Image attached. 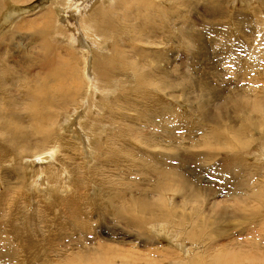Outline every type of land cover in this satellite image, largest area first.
Returning a JSON list of instances; mask_svg holds the SVG:
<instances>
[{"label":"rangeland","instance_id":"1","mask_svg":"<svg viewBox=\"0 0 264 264\" xmlns=\"http://www.w3.org/2000/svg\"><path fill=\"white\" fill-rule=\"evenodd\" d=\"M116 1L106 2L105 8L115 6ZM125 1L126 4L129 3V6L138 3V0ZM149 2H151L149 18L157 24L158 28H162V32L159 30L146 32L147 34L131 32V22L121 17L118 18L117 23L126 26L128 33L113 29L105 30L103 27L100 29L96 23L93 26L97 29L94 30L101 35L104 44L97 41L100 47L97 49L93 46L90 52L86 49V45L90 44L87 43L89 40L93 41L95 33L92 30H86L84 23L81 26L78 25L77 28L83 33L84 42L86 41L87 44L76 43L74 36L78 34V31L69 29V26L57 16V12L67 9L69 5L67 0H0V30L3 29L0 31V68L4 70L0 72V83L6 81L4 87L0 84V110L4 109L8 113V118H5L8 121L6 125L2 124L3 116H0V124L3 127L0 128V143L2 139H8L13 146V139H9L6 135L8 126L15 129H21L24 125L35 126L30 119V107L27 108V103L31 101L30 96L35 95L34 88L36 89V86L41 83L42 77L47 75L49 77L48 86L50 85L54 90L52 97L56 98L53 100L58 103L63 99V96L55 93L58 90L56 88L58 83L51 75L52 67L47 65L44 68L45 54L52 56L56 62H66V64L68 62L72 77L79 79L83 84L77 97L73 96L71 102L63 101L65 110L59 108L56 103L52 109H49L51 112L54 111L55 115L49 119V122L47 120L48 123L42 132L48 133L52 130L54 135L52 142L43 144L39 142L38 135H32L25 137V140L17 147H10V150L0 154L5 152L2 156L3 162H0V179H8L10 183L24 182L25 184L22 183L25 187L23 193H26L29 198L22 205L10 201H6L4 205L0 204V264L16 263L17 259L13 258L15 255L12 257L11 251L17 249L22 241L35 251L36 245L39 249L42 247L41 243L47 240L46 236H54L57 240L55 224H58V221H61L63 228H67L70 236L73 237L77 235L81 222H84L85 227L89 228L87 232L90 241L87 245L94 247V242L101 239L107 249L110 248L104 257L107 259L111 257L113 264H123V254L120 255L121 251L115 248L127 249L129 254L126 256L130 259L138 255L143 258L157 256L151 264H169L170 259H175L174 264H201L198 256L203 251H207L212 256L218 251L216 246L211 245L214 240H217L219 246L226 245L233 249H241L242 237L245 242H250L248 248L240 250L244 252L243 257L264 256L263 247L258 248L257 245H264V233L257 232L260 225L264 224V209L260 214L254 202L245 203L241 209H246L242 212L246 216L239 217L235 213L234 200H231L234 195L246 196L264 181V3L260 0H169L165 4L162 0H149ZM70 3L72 4V1ZM100 3L102 2H95L91 11H94ZM118 4L120 6V1ZM188 4L193 6L189 8ZM196 9H199L198 16L195 14ZM20 11L23 13L21 14ZM46 11H51L52 14L50 16L44 14ZM119 12L118 10L108 11L109 15L114 13L112 15L114 17ZM217 12L220 13L216 16ZM89 13H86L85 17H88ZM14 14H19L18 19L8 24L14 17L11 15ZM48 19L49 25L46 24ZM130 20L134 23L135 16L132 15ZM78 24H81L80 21ZM194 24L197 25L194 26ZM164 25L167 26L165 29ZM66 36H68L67 39ZM238 41H243V44L238 46ZM89 52L90 59L84 56ZM141 53L144 54L143 57ZM72 56L76 59H72ZM113 56L115 57L112 58ZM90 61H93L92 68L89 65ZM99 62L112 68L115 73L112 77H106L103 74L97 77L98 75L95 74V77L101 80L99 86L103 93L96 94L89 90L87 103L83 98L87 96L89 80L87 74L90 71L94 72V64ZM143 71L145 72L142 73ZM4 72L5 77H2ZM2 78H4L3 81H1ZM67 82L68 79L65 77L61 85L67 87ZM27 88L32 89L28 97ZM107 88H110V91H106ZM42 96L39 94L38 99ZM5 101L7 106L10 105L9 108L5 107ZM82 103L86 104L87 111L85 119L79 124L80 127L83 124L84 128L93 127L96 130L92 138L94 137L93 139L97 141L95 144L97 150L89 155L83 148L81 149L79 144L81 140L75 136L73 127L66 125L67 118L76 109H80ZM13 110L19 112L18 118L10 116ZM130 117H136L137 120L134 121ZM122 118H125L122 120L125 123L118 122ZM181 118H183V127L180 123ZM21 119H24V122ZM14 121H20L23 126ZM184 123L187 127H184ZM142 129L147 131L143 132ZM157 129L164 130L166 136L172 137L174 142L170 144L169 140L164 141L166 137L156 139ZM239 131H242V135ZM120 138L126 144L123 143V146L128 149H134L136 146L142 149L138 152L143 154L125 153L127 149L123 150L122 143L116 142V139L120 140ZM113 139L115 141L109 142ZM207 142L208 145H215V143L217 146L220 145V149L214 152L215 157L204 154L195 156L194 151L206 153L207 148L203 143L207 144ZM105 143L110 163H105L106 158L99 161L100 152L105 149ZM53 150L57 160L65 165L71 176L66 183V187L71 185L68 190L63 191L67 189L64 186L65 183L60 175L54 172H48L49 180L54 186H49L47 191L31 184L35 177L27 160L39 153ZM117 155L122 156L118 163L114 158ZM152 159H157L161 164L151 163ZM139 161L144 162L148 169L145 178V174L142 173L143 178L142 176L134 177L132 174L137 172ZM97 162L100 167L95 165ZM85 163L91 166V168L89 166L91 171L90 174L85 172L82 175V181H79L76 174L77 168L79 164ZM16 164H20L17 171L21 173L20 177L12 172ZM161 165L169 166L166 167V173L173 179L169 178L167 183L173 185L174 180L185 177L189 187L195 193L193 197L196 201L189 204L186 199L188 195L184 197L186 192L165 193L167 196L164 199L171 201H167L169 207H180L185 201L186 204H184L188 205L178 209L183 215L177 213L181 216L176 218L177 222L171 220V223H166V221L155 220L152 224L131 228L126 225L129 224L126 219L119 217L117 219L115 216L114 219L101 217L98 212H92L88 208L87 202L91 200L94 202L97 196L100 194L102 196V192L107 190L104 184L108 185V183L113 188L117 187V194L122 195L120 198L118 196L116 201L123 202V206H120L122 211H125V206L133 209L134 206L137 207L140 197H145L150 202L157 199V203H163L158 200L161 197L158 198L152 189L156 177L164 170L163 168L160 170ZM154 167L159 171L152 172L151 169H155ZM172 167L178 171L175 168L173 170ZM128 169L131 170L128 171ZM139 178L145 181L138 185V189L131 188V185ZM1 182L0 201L5 200V197L10 198L13 194L12 191L5 192L6 187ZM235 186L238 187L236 190L238 193L233 195L231 191ZM77 194H81L80 199H76ZM57 201H61V204L52 207L51 205L56 204ZM29 202L31 203L27 205ZM74 207L77 208L73 210ZM213 209L214 215L220 211V222H224L225 225L221 227L227 228L226 234L220 238L214 236L209 239L208 236L203 235L204 231L197 225V237H193L194 224L192 223L200 218H209ZM40 224L52 226L48 234L44 235V231L41 232L43 235L36 232V227ZM80 229L84 230L83 227ZM158 232H165L169 237H162ZM35 242H37L36 245ZM177 243L186 247V253H183L181 249L179 253L175 252L178 249ZM211 246H213L212 249ZM75 251L60 252L61 259L64 257L68 259L67 255ZM167 254L171 257L165 261L161 256ZM16 255V257L23 256L22 253ZM90 258L91 256L87 254L86 260L90 261ZM244 260L246 261L247 258ZM75 264H86V262L80 261ZM206 264L216 263L207 262Z\"/></svg>","mask_w":264,"mask_h":264},{"label":"bare ground","instance_id":"2","mask_svg":"<svg viewBox=\"0 0 264 264\" xmlns=\"http://www.w3.org/2000/svg\"><path fill=\"white\" fill-rule=\"evenodd\" d=\"M18 1H20V0H18ZM70 1H72V4L70 3ZM94 1L96 3L98 1H101L102 3H100L94 9V11H91V9L93 8V5L95 4ZM94 1H92V0H67L68 4L70 6L67 4L68 5L67 6V9L60 10L59 12H57L58 14L55 12L57 14V16L60 17L61 20L65 23V25H68L69 26V29H73V30L75 29L76 31H78L77 32L78 33L77 35L74 33L75 31L73 32L75 34L74 37L76 39L75 40L76 43L77 42H80V43H85L86 42V41L84 42V39H83V36H82L83 33L81 32V30H79L77 28L78 25L81 26L84 23V26H86V30H92L95 33V36H93L94 37L93 38V41H90L89 40L87 42V43H90V44L85 43V44H87L86 45V49H88L89 51L92 50V47L93 46H94V48L97 47V49H98V47H100V46H98V42H101L102 44H104L102 42V40H101V35L98 34V33H96V31L94 30V29H97L96 27H94L96 25V23H97V27L100 28V29L103 27L105 30H112L113 29L114 31L116 30L118 32L119 31L120 32H125L126 31V28H125L126 26H124V25L121 26L120 24L117 23L118 22L117 20H118L119 17H121V19L122 18H125V19L129 20V22H131V24H132V30H131V32H142L144 34L146 32H150V31L152 32V31H155V30H159V31L162 32V28L161 27L158 28L157 27V24L153 20H151L149 18V16L151 15V12H150L151 11V7H150L151 6V2H149V0H138V3L136 5L135 4H132L130 6H129V3L128 4L125 3L126 2L125 0H117L116 1L117 4L115 6H113V7L108 8V9L105 8V3L106 2H112V0H94ZM119 1H120V6L118 4ZM167 1H169V0H162V2L164 4ZM183 3H184V1H183ZM190 6H193V5H190ZM190 6L188 4V7L189 8H190ZM117 7H118V9H117ZM62 8L64 9L63 6H62ZM179 8L181 9V7H179ZM26 9H27V7L25 8V10ZM176 9H178V7ZM110 10H114V11L118 10L120 12L117 13V16L116 17H114V16H112L114 13L111 14V15H109L108 11H110ZM196 10L197 11H195V14H196V16H198L197 13H198L199 9H196ZM214 10L212 12H214ZM90 11L92 12L91 16H90V13H89ZM24 12H26V11H24ZM27 12H29V10ZM171 12L173 13V11H171ZM220 12H221V10H220ZM22 13L23 12H21V14ZM86 13H89L88 17H85ZM163 13H161V14H163ZM174 13H176V12H174ZM219 13L217 12L216 13V16ZM44 14H47V15L50 16V14H52V12L51 11H46V12H44ZM168 14H170V13H168ZM213 14H215V12ZM213 14L211 13L212 16H213ZM220 14H222V12ZM132 15H134L135 18H136V21L134 23H133V21L130 20V17ZM190 15H192L191 12H190ZM11 16L12 17L14 16V17L11 19V22H8V24H12V22L14 20L18 19L19 14H16V15L14 14V15H11ZM142 17H144L143 20H142ZM48 18H50V17H48ZM79 21H80L81 24H78ZM122 21H121V23H123ZM46 24L47 25L50 24L49 19L46 21ZM185 24H186V22H185ZM187 24H188V22H187ZM196 25L197 24H194V26H196ZM215 26H216V24H215ZM166 27L167 26L164 25V29ZM130 29H131V27H130ZM2 30H0V31H2ZM159 31H158V33H159ZM85 32H87V31H85ZM86 34H88V33H86ZM118 34H120V33H118ZM67 37L68 36H66V39H67ZM242 42L243 41H238L237 43H239V44H237V45L238 46H241V44H243ZM190 45H191V43H190ZM138 50L141 51L140 48H138ZM90 52H89V54L86 53L84 56L86 58H88L90 56ZM141 55H142V57L144 56L143 53H141ZM185 56L186 55H184V57ZM114 57L115 56H113L112 58H114ZM119 58H120V62H121V55L120 54H119ZM72 59L75 60L76 57L75 56H72ZM89 59H90V57H89ZM43 62H44V64H43L44 65V68L47 65L50 66V67H52L51 68V71H50L51 72V75L55 77V79L57 80V83H58V85H56V88L58 90H56L55 93H57L58 96H63L62 97L63 99L59 100L58 103H56V101L53 100V99H56V98H53L52 97V96H54V94L52 92L54 90L51 88L50 85L48 86L49 77H48V75L45 76L46 78L45 77H42L41 83L38 86H36V89L34 88L35 95L30 96L29 100H31V101H29L30 103L29 102L27 103L28 104L27 105V108L30 107V110H29V115L31 116L30 119L33 121V123H34L35 126L34 127H29L27 125H24V126H26V128H25L20 121H18V122L14 121V122L18 123L19 125H22L23 127L21 129H15L12 126H8L9 128H7V130H6V133H7L6 135H7V137H9V139H13V146L8 141V139H2V142L0 143V154H1V152L5 151V150H10V147H12V148L17 147L18 144H20L21 142H23L25 140V137H28V136L31 137L32 135H38L40 137V139H39L40 141L39 142H42L43 144L48 143V142H52L54 140L53 131L52 130H50V132L48 131L49 134L42 132V129H44V127L46 126V124L49 122V119L55 115L54 111L51 112V111H49V109H52L53 106H54V103H56L59 108H61V109L63 108L65 110V103L64 102L67 103L68 100L71 102V99L73 98V96L77 97L79 95L80 90L83 88L82 81H80L79 79H76L75 77H72V74H71V71L72 70L69 67L70 64L68 62H67V64H66V62H60V63L59 62H56L54 60V58L52 56L48 55V54H45V57L43 58ZM92 62L91 61L89 62L90 67L92 66L91 64H93ZM27 66H29V65L27 64ZM94 66H95V69L93 68L94 69V72L90 71V73H88V74L86 73L87 76H89V80H88V85H87V96L86 97H83V98L86 99V102L87 103H88V98H89L88 92L94 91V92H96V94H102L103 93L102 92V89L99 86V82L101 80H100V78L98 79L97 77L102 76L100 74H103L106 77H112L113 73H115V71L112 68L108 67L106 64H102V63L99 62L98 64L95 63ZM2 71H4L3 68H0V72H2ZM144 72L145 71H143L142 73H144ZM8 73H10V72H8ZM48 74H49V71H48ZM95 74H97L98 76L95 77ZM152 74H154V73H152ZM244 75H246V73ZM217 76H219V75H217ZM2 77H5V72L3 73V76ZM65 77L68 79V82H67L68 83V86L67 87H63L61 85V81ZM3 80H4V78H2L1 81H3ZM246 81H247V79H246ZM5 82L6 81H3L2 83H0L1 84V87H4ZM31 90L32 89H30V88L28 90H26L27 91V93H26L27 94V97H28V93L29 94L31 93ZM106 91H110V88H107ZM39 94H42L43 95L41 99H38ZM4 104H5V107L6 108H9L10 105L7 106L6 105L7 104L6 101L4 102ZM86 108H87L86 107V104L82 103V107L80 108L82 110H80V109L77 110L76 109V111L70 117L67 118L66 125L71 126V128L73 127V131H74L75 136L81 140V143H79L81 149L83 148L84 152L89 155L91 152L93 153L94 150H97V148H95V144H96L97 141L93 139L94 137L92 138V134L93 133H96V130L93 127L84 128V127H82L83 124H82L81 127L79 125L81 123V121L83 119H85V117H86V111H87ZM254 108H255V106H254ZM0 113H1L0 116H3L2 124H5V125L8 124V121L5 120V118H8V113L4 109L3 110H0ZM203 114L204 115L206 114V111L205 110L203 111ZM10 116H16L18 118L19 117V112L18 111L14 112V110H13V113H11ZM260 117H262V116H260ZM130 119H132L134 121L137 120L136 117H133V118L130 117ZM251 119H254V118L251 117ZM22 120L24 122V119H21V121ZM47 120H48V122H47ZM122 120H125V118H122V119L118 120V122L121 121L122 123H125ZM256 122H257V120H256ZM180 123H181V126L183 127V118H181ZM2 124H0V126H1L0 128H3L2 127ZM253 124H256V123L253 122ZM184 125H185L184 127H187L186 123H184ZM53 128H55V127H53ZM61 128H63V127H61ZM63 129H65V128H63ZM199 129H201V128H199ZM54 130H56V129H54ZM98 130L100 132L102 131L101 129H98ZM142 130H143V132H144V130L147 131L146 129H142ZM148 131L150 132V130H148ZM28 132H32V133H28ZM241 135H242V133H241ZM155 138L156 139L157 138H159V139H164L165 138L164 141L165 140H167V141L169 140L170 141V144H172L174 142V140H173L172 137L170 138V137H167L166 136V132L164 130H158L157 129L156 130ZM177 140H179V139H177ZM182 140H185V141L188 142V140H186L184 138H182ZM93 141H95V142H93ZM110 141H115V139L109 140V142ZM123 141L121 140V138H120V140L116 139V142L118 144H121L122 143L121 144V146H122L121 148L123 150L124 149H127L125 151V153L128 152V154H130L131 152H134V153H137L138 154L139 153L138 151H141L142 150V149L136 148V146H135L134 149H128L127 147L123 146V143H124ZM160 141H162V140H160ZM187 142H185V143H187ZM113 143H115V142H113ZM126 143H128V142H126ZM220 143H221V141H220ZM224 144L222 146H224ZM69 145L71 147L75 148L73 145H71V144H69ZM106 145L107 144L105 143V145H104L105 146V149L104 150H101V152H100L99 161H103L104 158H106V161L107 162H105V163H110L109 160H108L109 159L108 158L109 157L108 156L109 155L108 154L109 152H107ZM203 145H204V147L207 148L205 150L206 153L194 151L193 154H195V156H201V155L204 154V155H209L211 157H215V153L214 152L216 150L218 151L220 149V145L217 146L216 143H215V145L214 144L213 145H208V142H207V144L206 143H203ZM108 149H109V145H108ZM181 152H183V151H181ZM4 153H2V155H0V162H3L2 161V156H3ZM111 153H113V152H111ZM140 153H142V152H140ZM183 153H185V152H183ZM173 155H175V154H173ZM160 156H161V154H160ZM120 157H122V156L117 155V156L114 157L115 158V161H117V163L119 162ZM146 157H148V156H146ZM167 158H165V160ZM122 159H124V158H122ZM152 160L153 161L151 163L154 162V163H156V165L158 163L161 164V162H158L157 159L156 160L152 159ZM27 162L29 164L28 166L31 168V171L33 172V176L35 177V178H33L32 182H31V184L33 186H40V187H42L41 189L46 190V191L48 190V187L49 186H54V184H52L50 182V180H49L48 172H54V174H59L60 177L62 178L63 182L65 183L64 186L65 187L67 186L66 183H67V181L70 180V177L71 176L69 175V171L65 167V165L63 163H61L59 160H57L56 154H55L54 150L51 151V152L47 151L45 153H39V154L35 155L34 158L28 159ZM181 164H182V162H181ZM19 165L20 164H16V166L12 170L13 173H16L17 177H20L21 176V173L20 172H17L19 170V168H20ZM95 165H99L98 167H100L99 162H97ZM89 166L90 165L87 166L86 163L85 164H79L78 165L77 173L76 174H78V180L79 181H82V175L85 174V172H87L88 174H90V171H91L90 168H91V166H90V168H89ZM164 166L165 165L159 166L160 167V170H162V168L164 170L162 171V174L161 175H158L156 177V180L154 181V184L152 185V189L158 195V198H159V196L161 197L158 200L162 201L163 203H157V199L154 202H150V201H148L147 198L140 197V199L138 200L139 201L138 202L139 204H138L137 207H135L134 205H132V206H134V209H133V208H129L128 206H125L124 207L125 208V211H122L121 208H120V206H123V202H121V203H119V202L117 203L116 202V201H118L117 200V197L119 196L118 198H120L122 196V195H118L117 194V191H118L117 190V187L113 188L111 185H109V183H108V185L103 183L104 186L107 188V190H105L104 192H102V196H100L101 194L100 195L98 194L99 196L96 197V199H95L94 202L92 200L91 201H88L87 202L88 208L92 212H95V211L98 212L101 217H112L114 219V216H115L117 219H119V218H122L123 220L126 219V220L129 221V224H126V225H128L131 228L132 227L133 228L134 227L135 228L141 227L144 224H147V225L148 224H152L153 221H155V220H158V221H166V223H171V220H173L174 222H177V219L179 217L181 218V216L183 215L182 212H179L178 211V209L180 207H184V206H188V205H185L186 204L185 203L186 201L185 202L183 201L185 204L183 203V205H181L180 207H177V206H175V207H169V204H168L167 201H169V202H171V201L170 200H167L166 201L164 199V197L167 196L165 193H168V192H175L176 193V192H178L179 194L180 193L183 194V193L186 192L185 195H184V197H186L188 195L187 198H186L188 204H189V202L191 203V202H195L196 201L195 197H193V194H195V193H193V190L191 189V187H189V185H188L187 180L185 179V177L178 178V179L174 180L173 185H171L170 183H167V180L169 178H172V177H168V174L166 173V170H167L166 167H169V166H165V167ZM104 167L105 168H108L107 165L106 166L104 165ZM154 168L156 170L155 169H151L152 172L159 171V170H157L156 167H154ZM174 168L172 167L173 170L176 169V168L175 169ZM130 170L131 169H128V171H130ZM128 171H127V173H128ZM147 171H148V169L146 168L145 163L142 162V161H139L138 162V167H137V172L135 174L134 173H132V174L134 175V177H136V176H142V178H143V175L142 174H145ZM176 171H178V170L176 169ZM76 174H75V176H77ZM79 175H80V177H79ZM146 175L147 174L144 175V178L146 177ZM108 177H109V175H108ZM142 178H139L137 180V182L133 183L131 185V188H135V187L137 188L138 185H140L142 182H144L145 180L142 179ZM104 180H105V178H104ZM1 181L0 182L4 185V187H6L5 188V192H10V191L13 192V194L11 195L10 198L5 197L6 198L5 200H1L0 201V204L1 205H4L6 201L16 202L19 205H22V204H24L25 202H27L29 200V198L27 197L26 193H23L24 192L23 190H24L25 187L22 184V183H24V182H22V179H21V182L22 183H17V182L10 183L8 179H2ZM139 181H141V182L139 183ZM110 184H112L111 181H110ZM64 186H62V188ZM70 187H71V185H68V187H66L67 189H63V191L68 190V188H70ZM94 188H95V186H94ZM236 190H238V187L237 186H235L232 189L231 194L234 195V194L238 193V191H236ZM119 194H121V193L119 192ZM75 197H76V199H80L81 198V194H77ZM75 197H74V202H75ZM56 199H57V196L55 197V200ZM71 200H72V198H71ZM231 200H234V204L233 205L236 206L235 213H237L239 217H245L246 216L244 213H242L246 209L245 208L244 209H241V206L243 204H245V203H250V202H254L255 203L257 209H259L260 214H261L262 213V210L264 209V181L260 184V186L256 187L254 190L248 192L246 196L243 197L242 195H239V196H235L234 195V198L231 199ZM67 202H69V201L67 200ZM30 203L31 202L27 203V205H29ZM60 204H61V201H57L56 204H52L51 206L52 207L53 206H58ZM36 208H38V207H36ZM76 208L77 207H74L73 210H75ZM39 210H40V208H39ZM227 210H228V208H227ZM177 213L178 214L180 213L181 216L178 215ZM219 213H220V211L218 212L217 215L216 214L214 215V209H213L212 212L210 213L211 215H210L209 218H200L197 222L192 223V225L194 224L193 225V232H192L193 237H197L196 236V226L197 225L200 226L202 228V230L204 231V234L203 235L208 236L209 239H211L214 236H219V238L222 237V236H224L226 234V232H227V228L226 227H221V226H225V225L223 224L224 222H220L221 215ZM107 219H109V218H107ZM178 222H180V221H178ZM57 223L58 224H55V227L57 228V231L55 232V235L58 238L57 240H55V237L54 236L48 235V236H46L47 237L46 238L47 240H45L44 243H41L40 242L41 244H43L40 249H39V246L36 245L37 242H35V245H36V250L35 251L34 250L32 251L31 248L29 247V245L27 246L26 245V242H23V241H22V243H20L18 245V248L17 249H12V251H11L12 252V257L15 255L13 258H16L18 260V261L16 260V263L15 264H75V262L79 263L80 261L86 262V264H113L112 263L113 260H112L111 257H108V259L106 257H104V254L107 251H109L110 248L107 249L106 245L104 244V242L101 241V239L100 240L97 239L95 242L93 241L94 242V247H90L89 245H87V242L90 241V237H89L88 232H87V231H89V228H86L85 227L86 225H85L84 222H81L84 225V226H82V224H81V227H83L84 230L80 229L81 227L79 228V230L77 229V235L75 237L70 236V231L69 230L67 231V228H65V227L63 228L64 225L61 223V221H58ZM260 226L261 227L257 230V232H263L264 233V224L263 225L261 224ZM49 228H52V226L40 224L39 227H36V232L39 233V234H41V232L44 231V233H45L44 235H46V234H48ZM72 231H74V230H72ZM41 235H43V234H41ZM159 235H161L162 237H169V236H167V233H165V232L164 233H159ZM44 238H45V236H44ZM241 241L243 243V247L241 249L240 248H234L233 249L232 247L226 246V245L219 246L217 240H214L213 241V244H211V245L216 246V248L218 249V251L214 254V256L209 255L207 253V251H203V253H201L198 256L199 261L201 262V264H206L207 262H215L216 264H264V256H262V255H261L262 257H260V258L259 257H255V256H253V257H246V256H244L243 257L242 255L244 254V252H240V250H242L243 248H248L249 247L248 245L250 244V242H245V240H244L243 237H242ZM257 245H258V248H260L262 246L263 249H264V245H262V244H260V245L257 244ZM177 246H178V249L175 250L176 253H179L180 252V249H181V251L183 253H186V247L185 246H182L180 243H177ZM212 248H213V246H211V249ZM115 249L121 251L120 252V255L123 254V261H122L123 264H151L153 261H155L157 259V256H154V257H151V258H143L141 255H138L136 258L130 259L129 257L126 256L127 254H129V251H127V249H123V250L118 249V248H115ZM67 250L68 251L76 250V251L73 252L71 255L68 254L67 255L68 256V259H66L65 257H64V259H61L62 254L60 252L67 251ZM17 253H22L23 256L22 257H16L17 256L16 255ZM87 254L91 256L90 261H87L86 260ZM56 255H58L59 257L57 256V258H55ZM161 257L165 261H168L170 259L171 255H168L167 254V255L161 256ZM245 257L247 258L246 261L244 260V259H246ZM168 263L169 264H174L175 263V259H170ZM12 264H13V262H12ZM189 264H191V263H189Z\"/></svg>","mask_w":264,"mask_h":264},{"label":"crops","instance_id":"3","mask_svg":"<svg viewBox=\"0 0 264 264\" xmlns=\"http://www.w3.org/2000/svg\"><path fill=\"white\" fill-rule=\"evenodd\" d=\"M261 1V3L263 2L264 3V0H260ZM249 46V45H248Z\"/></svg>","mask_w":264,"mask_h":264}]
</instances>
